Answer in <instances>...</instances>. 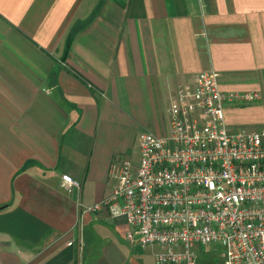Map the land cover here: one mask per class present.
I'll return each mask as SVG.
<instances>
[{
    "label": "crops",
    "instance_id": "obj_1",
    "mask_svg": "<svg viewBox=\"0 0 264 264\" xmlns=\"http://www.w3.org/2000/svg\"><path fill=\"white\" fill-rule=\"evenodd\" d=\"M203 71L260 96L225 103L230 131L264 129V0H0V264H158L87 207Z\"/></svg>",
    "mask_w": 264,
    "mask_h": 264
},
{
    "label": "built area",
    "instance_id": "obj_2",
    "mask_svg": "<svg viewBox=\"0 0 264 264\" xmlns=\"http://www.w3.org/2000/svg\"><path fill=\"white\" fill-rule=\"evenodd\" d=\"M259 98L223 93L215 71L182 84L169 134L142 133L137 162L114 161L112 193L87 209L125 218L130 243L165 248L158 264H198L196 249L210 244L223 248L225 264H264V129L230 131L224 115L226 102Z\"/></svg>",
    "mask_w": 264,
    "mask_h": 264
},
{
    "label": "rangeland",
    "instance_id": "obj_3",
    "mask_svg": "<svg viewBox=\"0 0 264 264\" xmlns=\"http://www.w3.org/2000/svg\"><path fill=\"white\" fill-rule=\"evenodd\" d=\"M133 161L137 162L136 159H133ZM149 247L155 248V258L157 257L158 253L165 251V248L158 245ZM196 251L198 254V264H225V253L223 248L219 245L210 244L204 247H198Z\"/></svg>",
    "mask_w": 264,
    "mask_h": 264
}]
</instances>
